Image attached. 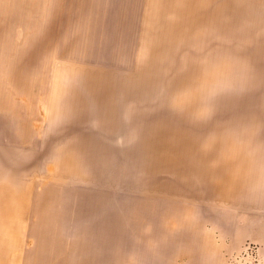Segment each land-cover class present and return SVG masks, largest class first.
Segmentation results:
<instances>
[{"label": "rangeland", "instance_id": "obj_1", "mask_svg": "<svg viewBox=\"0 0 264 264\" xmlns=\"http://www.w3.org/2000/svg\"><path fill=\"white\" fill-rule=\"evenodd\" d=\"M0 264H264V0H0Z\"/></svg>", "mask_w": 264, "mask_h": 264}, {"label": "bare ground", "instance_id": "obj_2", "mask_svg": "<svg viewBox=\"0 0 264 264\" xmlns=\"http://www.w3.org/2000/svg\"><path fill=\"white\" fill-rule=\"evenodd\" d=\"M26 195L22 188L14 190L4 183H0V241H18L19 225L21 223L22 208Z\"/></svg>", "mask_w": 264, "mask_h": 264}]
</instances>
